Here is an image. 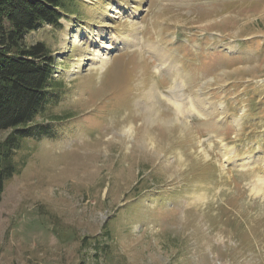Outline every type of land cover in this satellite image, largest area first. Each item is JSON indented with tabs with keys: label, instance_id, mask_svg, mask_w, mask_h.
Wrapping results in <instances>:
<instances>
[{
	"label": "rangeland",
	"instance_id": "374dc122",
	"mask_svg": "<svg viewBox=\"0 0 264 264\" xmlns=\"http://www.w3.org/2000/svg\"><path fill=\"white\" fill-rule=\"evenodd\" d=\"M75 1L0 264H264V0Z\"/></svg>",
	"mask_w": 264,
	"mask_h": 264
},
{
	"label": "trees",
	"instance_id": "16d2710c",
	"mask_svg": "<svg viewBox=\"0 0 264 264\" xmlns=\"http://www.w3.org/2000/svg\"><path fill=\"white\" fill-rule=\"evenodd\" d=\"M75 2L0 0V132L10 131L0 141V197L20 171L15 153L40 132L33 122L59 96L52 92L56 57L44 42L28 44L26 36L42 24H59ZM48 126L50 133L62 128Z\"/></svg>",
	"mask_w": 264,
	"mask_h": 264
},
{
	"label": "bare ground",
	"instance_id": "6f19581e",
	"mask_svg": "<svg viewBox=\"0 0 264 264\" xmlns=\"http://www.w3.org/2000/svg\"><path fill=\"white\" fill-rule=\"evenodd\" d=\"M138 40H139V36H138L137 33H135L132 37H127L126 39H124V42L128 41L129 43H132V44H133V43H136V42L138 43ZM137 43H136V44H137ZM152 97H153V95H151L150 100L152 99ZM200 97H201V96H200ZM200 97H199V98H200ZM199 98H196V99H195V102H196V103H198V102L201 103V102H202ZM150 102H151V101H150ZM150 102H147V103L145 104V105L148 106L149 108L152 107V106L149 105ZM150 104H151V103H150ZM181 107H183V106H181Z\"/></svg>",
	"mask_w": 264,
	"mask_h": 264
}]
</instances>
